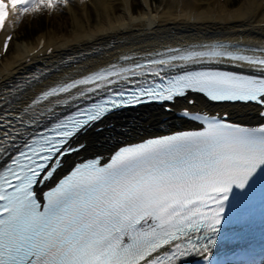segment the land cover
I'll return each instance as SVG.
<instances>
[{"label":"snow or ice","instance_id":"obj_1","mask_svg":"<svg viewBox=\"0 0 264 264\" xmlns=\"http://www.w3.org/2000/svg\"><path fill=\"white\" fill-rule=\"evenodd\" d=\"M59 3L68 0H0V29L9 6L13 14L23 15L54 9ZM241 11L240 18L252 15L255 0H246ZM168 51L166 58L147 62L161 66L149 73L158 80L147 86L130 80L127 91H113L116 78L122 72L135 76V69L116 71L111 66L51 86L32 101L54 98L57 104H67L60 99L65 94L92 100L89 94L102 88L110 93L78 108L38 138L34 135L0 170V264H176L192 253L206 264L212 261L233 186L244 189L264 165V124L244 127L185 108L183 115L198 121V130L121 147L106 164L99 158L78 164L43 193L42 201L35 191L55 175L64 157L83 149L82 144L72 145L78 132L133 101L171 104L196 92L214 103H255L264 108V76L211 67L228 62L264 71V49L256 50L260 56L225 45ZM163 66L200 67L168 78L161 75ZM4 135L14 143V135ZM215 264L223 261L216 259Z\"/></svg>","mask_w":264,"mask_h":264},{"label":"bare ground","instance_id":"obj_2","mask_svg":"<svg viewBox=\"0 0 264 264\" xmlns=\"http://www.w3.org/2000/svg\"><path fill=\"white\" fill-rule=\"evenodd\" d=\"M245 2L161 0L157 6L153 0H141L142 9L136 13L132 0H68L63 7L73 17L69 32L48 30L34 43L15 44L9 53L0 56V125L21 120L19 128L22 129L20 124L25 116L32 114L30 119L37 121L42 117L40 111H56L60 107L56 101L43 106H33L30 102L48 83L101 63L134 57L172 44L214 38L264 48V7H261L264 0H255L256 11L240 18ZM88 3L92 4L95 16L88 9ZM18 18L11 26L17 25ZM6 33L0 30V44ZM15 35L18 36L16 30ZM180 105L193 109L214 106V110L228 111L248 121L255 120L260 111L256 104L208 103L201 96L191 104L188 99H182ZM178 119L190 125L188 120L163 110L160 105L119 114L112 119L113 126L100 132L87 130L82 136L87 142L84 149L98 150L127 136L138 138L159 132L161 126L174 128ZM3 130L6 127L0 132Z\"/></svg>","mask_w":264,"mask_h":264},{"label":"rangeland","instance_id":"obj_3","mask_svg":"<svg viewBox=\"0 0 264 264\" xmlns=\"http://www.w3.org/2000/svg\"><path fill=\"white\" fill-rule=\"evenodd\" d=\"M160 1L155 0V4L158 6ZM132 4L136 8L142 9L141 0H132ZM152 4L154 5V3ZM64 9L63 5L59 3L54 9L45 8L36 13L30 12L21 15L18 28L16 29L19 37L13 38L10 44V50L13 45L21 44L25 41L34 43L37 39V32L39 31L46 32L48 30H55L57 32H69L72 27L73 17ZM88 9L91 11L92 16H95L93 8L88 6Z\"/></svg>","mask_w":264,"mask_h":264}]
</instances>
